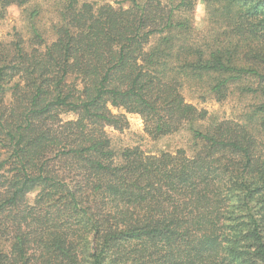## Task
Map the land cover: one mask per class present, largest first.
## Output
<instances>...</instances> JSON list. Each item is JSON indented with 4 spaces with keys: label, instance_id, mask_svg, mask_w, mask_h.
<instances>
[{
    "label": "trees",
    "instance_id": "1",
    "mask_svg": "<svg viewBox=\"0 0 264 264\" xmlns=\"http://www.w3.org/2000/svg\"><path fill=\"white\" fill-rule=\"evenodd\" d=\"M125 1L59 0L50 42L32 8L0 42V264H264V0H202L201 31L198 0ZM185 87L253 102L203 126ZM125 113L195 151H114Z\"/></svg>",
    "mask_w": 264,
    "mask_h": 264
},
{
    "label": "rangeland",
    "instance_id": "2",
    "mask_svg": "<svg viewBox=\"0 0 264 264\" xmlns=\"http://www.w3.org/2000/svg\"><path fill=\"white\" fill-rule=\"evenodd\" d=\"M21 0H0V42L7 43L20 36L25 43L30 37V25L28 12L32 8H38L39 13L36 17V26L45 42L53 40L54 35L51 31V24L57 20V8L59 0H25L20 4ZM94 3H110L113 6H127L128 1L125 0H81ZM192 25L201 31L206 25V7L202 0L195 3L194 8L190 12ZM154 39H151V42ZM205 90V89H204ZM182 93L186 101L193 103L200 109L206 111V117L197 123L203 126L212 124L220 120L243 121L248 106L253 99L239 93L235 88L228 97L222 101H216L212 97L205 95L206 98L200 100L196 98L195 91L190 87H185ZM198 93H204L203 90ZM249 96V95H248ZM113 112H125L122 108H111ZM128 120V126L123 130H117L111 126H106L105 130L110 137L111 146L114 151L119 152L124 147L138 146L146 153H159L161 151H169L174 153L178 149L184 150L187 155L193 154L196 149L192 133L187 125L180 130L164 135L159 138H152L144 131L143 121L140 115L136 113H125ZM62 119H72L75 117L72 113L61 115ZM36 194V190H32L26 195L27 202H32Z\"/></svg>",
    "mask_w": 264,
    "mask_h": 264
}]
</instances>
